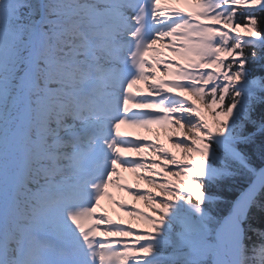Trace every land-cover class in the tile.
<instances>
[{
  "label": "snow or ice",
  "instance_id": "snow-or-ice-1",
  "mask_svg": "<svg viewBox=\"0 0 264 264\" xmlns=\"http://www.w3.org/2000/svg\"><path fill=\"white\" fill-rule=\"evenodd\" d=\"M0 264H264V0H0Z\"/></svg>",
  "mask_w": 264,
  "mask_h": 264
},
{
  "label": "bare ground",
  "instance_id": "bare-ground-1",
  "mask_svg": "<svg viewBox=\"0 0 264 264\" xmlns=\"http://www.w3.org/2000/svg\"><path fill=\"white\" fill-rule=\"evenodd\" d=\"M141 132H142V134H148V133H143V130H141ZM165 142L166 143H169V146H170V143L171 142H169L167 140H165ZM124 175L127 177V179L129 180V182H132L135 179L131 173L125 172ZM114 191H117L118 194L123 195L124 198L129 202V204H139L141 207H143V201H135L134 198L132 196H130L127 192L121 193L118 190H114ZM103 203L107 207V209L110 212V214L113 215L114 219L123 218L126 221L131 219L130 217H128L127 215H125L124 210H121V209L117 208L114 204H112L107 199H105V201H103Z\"/></svg>",
  "mask_w": 264,
  "mask_h": 264
},
{
  "label": "trees",
  "instance_id": "trees-1",
  "mask_svg": "<svg viewBox=\"0 0 264 264\" xmlns=\"http://www.w3.org/2000/svg\"><path fill=\"white\" fill-rule=\"evenodd\" d=\"M237 194V190L233 188H229L227 190L226 199H232Z\"/></svg>",
  "mask_w": 264,
  "mask_h": 264
},
{
  "label": "rangeland",
  "instance_id": "rangeland-1",
  "mask_svg": "<svg viewBox=\"0 0 264 264\" xmlns=\"http://www.w3.org/2000/svg\"><path fill=\"white\" fill-rule=\"evenodd\" d=\"M179 6H183V5H179ZM117 195H121V194H118V193H117Z\"/></svg>",
  "mask_w": 264,
  "mask_h": 264
}]
</instances>
